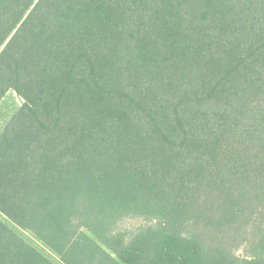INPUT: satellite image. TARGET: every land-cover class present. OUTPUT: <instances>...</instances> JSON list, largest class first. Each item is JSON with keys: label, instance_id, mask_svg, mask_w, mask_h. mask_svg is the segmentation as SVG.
Listing matches in <instances>:
<instances>
[{"label": "trees", "instance_id": "16d2710c", "mask_svg": "<svg viewBox=\"0 0 264 264\" xmlns=\"http://www.w3.org/2000/svg\"><path fill=\"white\" fill-rule=\"evenodd\" d=\"M10 91L0 264H261L264 0H0Z\"/></svg>", "mask_w": 264, "mask_h": 264}, {"label": "rangeland", "instance_id": "374dc122", "mask_svg": "<svg viewBox=\"0 0 264 264\" xmlns=\"http://www.w3.org/2000/svg\"><path fill=\"white\" fill-rule=\"evenodd\" d=\"M23 101L14 91L8 92L5 97L0 102V134L4 131L6 125L12 116L19 110L22 106ZM2 216V215H1ZM4 219L5 217L2 216ZM7 220V219H6ZM151 225L150 221H146L141 216L125 218L118 225V229L126 232L128 234H132L140 228ZM15 230L23 236L25 239L32 241L33 243L39 245L42 249H45L46 252L55 258V260L60 264H69V250L63 254H61L58 250L53 249L52 247L45 244L42 240H40L36 234L31 232L28 229H21L15 227ZM88 237L91 236L89 230L86 228H81L76 236ZM84 238V239H85ZM83 242V241H82ZM103 245L97 240L94 239L91 248L88 250L85 257H82V261L79 264H103L100 261H97V258H102ZM236 256L240 259V261L244 262V260H257L261 264H264V241L257 244L254 248H243L236 252Z\"/></svg>", "mask_w": 264, "mask_h": 264}]
</instances>
